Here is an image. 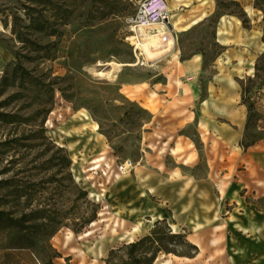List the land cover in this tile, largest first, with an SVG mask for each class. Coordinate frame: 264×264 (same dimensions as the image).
I'll list each match as a JSON object with an SVG mask.
<instances>
[{
    "label": "rangeland",
    "instance_id": "1",
    "mask_svg": "<svg viewBox=\"0 0 264 264\" xmlns=\"http://www.w3.org/2000/svg\"><path fill=\"white\" fill-rule=\"evenodd\" d=\"M142 1L0 0V264H121L160 213L168 222L156 229L160 245L192 252L173 236L192 243V215L175 216L164 190L175 193L180 175L235 179L242 143H264V80L248 83L264 53V0H167L174 47L152 58L126 35ZM231 16L242 22L240 40L223 25ZM197 57L200 72L188 79ZM167 75L181 82L167 85ZM247 83L256 111L248 131ZM166 90L176 111L154 119ZM126 161L134 168L120 175ZM214 252L206 244L193 263L162 251L154 264H223Z\"/></svg>",
    "mask_w": 264,
    "mask_h": 264
},
{
    "label": "crops",
    "instance_id": "2",
    "mask_svg": "<svg viewBox=\"0 0 264 264\" xmlns=\"http://www.w3.org/2000/svg\"><path fill=\"white\" fill-rule=\"evenodd\" d=\"M246 12L248 13L247 10ZM223 25L227 30L233 31L235 40L244 37L242 33L244 28L239 18L231 16L229 20L223 21ZM199 62L198 57L195 61L193 59L187 61L185 70L190 76L188 79L199 74L201 68ZM165 81L167 85H177L181 82V78L167 75ZM167 93L166 90L163 94L165 107L163 106L162 109L157 106L151 111L154 119L161 117L165 108L166 112L169 111L168 115L176 111V100ZM188 123L190 121L186 124ZM241 157L239 165L242 170L235 179L234 177L232 180L224 179L223 184H220L217 183L212 172L201 180L194 177L190 181L184 180L183 175H180L182 179L178 182L175 193L172 189L164 190V196L168 195L167 202L173 207L175 216L192 215L194 230L191 234V242L199 249V253L194 258H189L193 263L200 260L204 246L207 244L214 249V258L223 261V264H264V205L258 203L260 196L264 199V143L243 149ZM184 159H187V156ZM175 174L178 180L179 175ZM158 176L161 175L158 173ZM167 180L171 182L169 181L171 179ZM154 189L158 190L159 187L156 186ZM154 189L148 187L150 193ZM159 192L163 196V186ZM221 198L223 202L220 205ZM219 206L224 207L225 215L223 221L217 224ZM158 216L161 220L166 217L163 213ZM213 229L215 235H221L220 232L223 231V238L212 240L209 237L207 240L200 235L202 231Z\"/></svg>",
    "mask_w": 264,
    "mask_h": 264
},
{
    "label": "trees",
    "instance_id": "3",
    "mask_svg": "<svg viewBox=\"0 0 264 264\" xmlns=\"http://www.w3.org/2000/svg\"><path fill=\"white\" fill-rule=\"evenodd\" d=\"M256 80H264V53L258 58L255 64V75L254 77H250L248 79V83L255 84ZM248 83L242 86V103L247 106L248 111V119L246 124L247 131L252 126V122L256 112L254 104L252 102H249L248 95L251 92L252 86H250L251 84L248 85ZM202 98H205L204 90L202 91ZM256 142V140L246 141L245 143H242V146L246 150L254 146ZM163 224L168 225L166 219L157 220L154 225V231L151 233L150 236H146L137 242H131L126 245L127 259L123 260L121 264H154L158 257V254L162 251H165L168 254L174 253L178 256L187 258H194L199 253L198 247L192 243H189L187 237L183 234H173V236L182 239L183 242L188 244L192 248V252L178 254L175 251L163 248V246L160 245V242H162L163 237L160 235V233L156 231L158 226ZM148 241L152 243V246L147 248L146 242ZM155 243L158 244L156 247L154 246Z\"/></svg>",
    "mask_w": 264,
    "mask_h": 264
},
{
    "label": "bare ground",
    "instance_id": "4",
    "mask_svg": "<svg viewBox=\"0 0 264 264\" xmlns=\"http://www.w3.org/2000/svg\"><path fill=\"white\" fill-rule=\"evenodd\" d=\"M175 28V25H174ZM173 29L169 28V26L165 23H159L153 25L151 27L142 28L140 31L136 33L135 44L137 46L138 56L140 57H155L164 52H169L174 47V38H173ZM134 40V37L131 38ZM248 70L250 73L254 71V61L253 59L248 62ZM120 67L119 64L113 63L111 69L107 72V75L110 76L114 73V71L118 70ZM205 101L204 103H206ZM51 122V121H50ZM167 150V144L165 143L163 147H161L160 151L165 152ZM179 149H172L173 153H176ZM189 158L185 160L188 162ZM95 224V223H94ZM141 231V225L138 224L133 227L131 232L127 233V237H129L130 241ZM91 235V232H88L82 235L80 238ZM76 251V248L73 249ZM81 256H84L85 253L81 249H77Z\"/></svg>",
    "mask_w": 264,
    "mask_h": 264
},
{
    "label": "built area",
    "instance_id": "5",
    "mask_svg": "<svg viewBox=\"0 0 264 264\" xmlns=\"http://www.w3.org/2000/svg\"><path fill=\"white\" fill-rule=\"evenodd\" d=\"M165 23L170 24V10L167 0H143L138 6L137 12L126 19V35L132 42L136 39L137 31L142 28ZM134 37V40L131 38ZM131 161H126L118 167L120 175L127 174L133 170Z\"/></svg>",
    "mask_w": 264,
    "mask_h": 264
},
{
    "label": "water",
    "instance_id": "6",
    "mask_svg": "<svg viewBox=\"0 0 264 264\" xmlns=\"http://www.w3.org/2000/svg\"><path fill=\"white\" fill-rule=\"evenodd\" d=\"M169 28H171V29H172V28H173V26H172L171 24H169Z\"/></svg>",
    "mask_w": 264,
    "mask_h": 264
}]
</instances>
